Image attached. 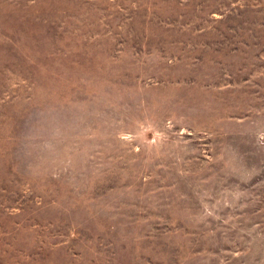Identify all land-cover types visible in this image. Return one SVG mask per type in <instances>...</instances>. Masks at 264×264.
Wrapping results in <instances>:
<instances>
[{
  "label": "rangeland",
  "instance_id": "obj_1",
  "mask_svg": "<svg viewBox=\"0 0 264 264\" xmlns=\"http://www.w3.org/2000/svg\"><path fill=\"white\" fill-rule=\"evenodd\" d=\"M0 264H264V0H0Z\"/></svg>",
  "mask_w": 264,
  "mask_h": 264
}]
</instances>
